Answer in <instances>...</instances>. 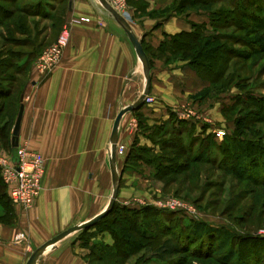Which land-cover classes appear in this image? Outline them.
<instances>
[{
  "label": "rangeland",
  "instance_id": "1",
  "mask_svg": "<svg viewBox=\"0 0 264 264\" xmlns=\"http://www.w3.org/2000/svg\"><path fill=\"white\" fill-rule=\"evenodd\" d=\"M70 1L0 0V83L6 86L5 90H10V95L0 98V151L7 159L11 155L9 147L20 97L30 86L32 76H38L39 55L55 43L65 27L70 35V20L75 17L67 19ZM112 2L117 6L123 3L128 21L134 20L127 0ZM234 4L240 5V13L233 8ZM210 10L216 13L207 24L205 37L216 38L214 45L223 47L229 55L222 53L224 62L217 69L218 83L213 84L203 98L220 104L223 119L214 131L222 129L224 136L213 138L207 152L203 151V160L189 163L188 172H179L178 168L175 172L174 165L187 162V156L175 154L170 145L162 147L161 143L170 137L166 130L161 132L166 120L148 121L144 109H149L148 105L153 103L148 94L151 100H146L138 112L125 117L124 132L129 134L130 143L116 149L123 178L116 201L117 211L100 225L70 236L79 242L78 247L91 264H221L215 237H204L197 242L190 238L188 229L193 221L231 231L235 235V249L240 251L237 264H264V0H215ZM145 46L151 62L161 59L166 63L157 47ZM168 58V63L174 62L171 56ZM207 69L203 67L202 72ZM141 92L137 91L139 96ZM251 98L260 100L258 109L251 104ZM168 127L177 126L170 123ZM236 128L243 132L236 140L246 141L250 153L234 160L232 152L235 151L227 138L235 135ZM186 129L198 136L193 143L195 153L209 133L204 128ZM225 145L230 146L231 151L222 152L221 147ZM131 147L134 149L128 159ZM105 150L109 153V144ZM206 159L214 165L206 163ZM161 163L166 166L157 178V167ZM221 166L224 170L218 168ZM169 179L173 182L165 184ZM3 190L6 196L7 185ZM110 197L107 195L106 205ZM2 203L0 223H9L10 213L15 214L14 221L8 225L16 223L17 213H28L35 204L23 208L5 198ZM94 205L89 202L90 216L103 210L94 211ZM123 215L133 217L132 223ZM134 225L135 229L146 232L147 237L139 238ZM153 235L158 239L150 242ZM169 237L179 245L181 254L163 260L156 250L158 244ZM116 239L122 242L120 247L114 248ZM144 243H147L145 247ZM129 251L133 252L128 254Z\"/></svg>",
  "mask_w": 264,
  "mask_h": 264
},
{
  "label": "crops",
  "instance_id": "2",
  "mask_svg": "<svg viewBox=\"0 0 264 264\" xmlns=\"http://www.w3.org/2000/svg\"><path fill=\"white\" fill-rule=\"evenodd\" d=\"M70 2L67 19L75 16L89 21L70 26L69 43L58 64L44 77L34 74L22 94L19 144L42 154L46 173L32 209L17 213L14 225L0 223V264H26L36 248L93 218L96 214L88 213L90 201L96 212L106 207L112 177L111 150L106 153L105 147L111 148L116 115L133 104L140 94L137 91L144 88L141 61L118 21L98 0ZM127 2L134 19L127 21L144 45L158 47L166 35L189 32L193 24H209V13L202 10L165 13L174 0ZM150 67L153 103L144 109L148 121L167 120L174 114L197 131L213 132L223 119L220 104L195 97L210 82L183 61L152 59ZM131 113L122 117L117 148L130 143L124 120ZM119 166L116 155L120 173ZM20 234L23 238L16 241ZM70 236L49 247L35 264H91Z\"/></svg>",
  "mask_w": 264,
  "mask_h": 264
},
{
  "label": "trees",
  "instance_id": "3",
  "mask_svg": "<svg viewBox=\"0 0 264 264\" xmlns=\"http://www.w3.org/2000/svg\"><path fill=\"white\" fill-rule=\"evenodd\" d=\"M215 4V0H174V3L170 9H166L164 12L165 13H171L173 11L179 12V13H185V11L189 10H203L205 12L209 13V21H211V18L213 16V13L215 14L216 11H211V5ZM234 9H237V11L240 13L242 10L240 8V5L234 4L233 5ZM213 20V18H212ZM206 24H193L192 25V30L189 32L182 31L173 35H166L165 38L160 42L159 46L156 48L157 52L159 53L160 56L165 57L166 63L170 62V59L168 58L169 56L172 57V62L178 60V61H183L186 62V64L193 69L202 79L207 80L210 82V87L213 84L218 83L216 76H219L220 73L217 71L219 68V64L221 62L223 63L224 61L222 60V53L225 52L226 56L229 55L228 52L223 49V47H220L219 45H214L216 42V38L214 37H205V31H206ZM9 30V28H8ZM10 32V31H9ZM143 48L148 54L146 46L142 43ZM225 50V51H224ZM230 52V51H229ZM149 56V54H148ZM180 56V57H179ZM185 58H188V60H185ZM150 61V66H151V60ZM208 68L207 71L202 72V68ZM21 74V73H20ZM209 87V88H210ZM6 86L2 85L0 83V98H5L6 96L10 95V90H5ZM209 88L204 89L203 91L197 93L195 96H200L203 97L208 94ZM260 100L251 98V104L255 106V108H259ZM139 108L134 110V112H138ZM170 123H175L177 127H173L169 129L168 124ZM186 128H191V130H194L195 128L192 125H188L187 122L177 120L175 115L172 114L162 125L161 132H164L165 130L168 132L167 135L168 139H165L164 142H162V147H165L167 145H170V149L175 152V154L182 155V156H187V162L184 163H176L174 166L176 167L174 170L175 172L177 171V168L179 169V172H188L190 170L189 163H198L201 162L204 158L203 151L207 152L208 147L212 145L213 138H215L214 133H209L203 139L201 140V144L199 146V149L193 153L194 151V141L195 139L198 138V136L193 135V131H189L190 129ZM238 128V127H237ZM236 128V131H234V136L232 138L228 137L227 140L230 142L231 149L235 152H232L233 159L236 160L237 156H240L241 154H249L250 150L247 149L248 143L245 142H239L237 139V136H240L243 134L239 129ZM243 145V146H242ZM230 146L225 145L221 147V151L224 153H227L230 150ZM248 148H251L248 146ZM10 151L12 152V147H11V142H10ZM134 147H131L129 154H128V159L132 155ZM259 152V151H257ZM193 154V156H192ZM166 162L172 163V160L166 159ZM206 163H209L211 165H214L210 159L205 160ZM166 166V163L164 164H159L157 167V175L156 177L158 178L160 174L162 173V168ZM232 166V165H231ZM219 169H223V167H218ZM233 168V167H232ZM166 169H169V167H166ZM224 170V169H223ZM0 178H1V183H0V203L4 201V198L7 199L8 201L11 202L8 194L6 193V196L4 194L3 187H6V184L3 181V178L1 176V171H0ZM172 179L166 181L165 184H170L172 183ZM3 204V203H2ZM8 206V204H5ZM118 207L117 204L115 203L114 208L112 209L111 212H109L105 217H103L101 220H99L95 225H100L103 223L109 216L114 214L115 211H117ZM11 219L8 221L9 223L12 224L14 221V213H10ZM122 215V213H120ZM124 218L132 223V218L131 216L128 217V215H123ZM5 224H9L7 222H3ZM135 223V221H134ZM93 225V226H95ZM134 232L139 235V238H145L147 237L146 232L139 231L134 225ZM89 228L84 229L82 231L85 232L89 230ZM188 233L190 238H192L194 241H199L204 237H215L216 241V247L217 251L220 253L219 254V260L221 264H237V260L240 258V251L239 249H235V235L227 230V229H218L211 227L208 223L203 222V221H193L191 225L189 226ZM135 240V238H133ZM158 237L156 235L150 236V242H153V240H157ZM252 239H258L260 238H252ZM117 240V239H116ZM264 240V239H262ZM138 240H136L137 242ZM120 242L122 241H116L114 243V248L120 247ZM139 242V241H138ZM147 244V243H146ZM144 245V247L146 246ZM157 254L163 259L167 260L168 258L171 259V257H175L176 255H180L181 248L177 243L174 242V240L169 237L163 239L157 247ZM133 252V251H132ZM128 252V254L132 253ZM99 260V258H98ZM102 260V259H100Z\"/></svg>",
  "mask_w": 264,
  "mask_h": 264
},
{
  "label": "built area",
  "instance_id": "4",
  "mask_svg": "<svg viewBox=\"0 0 264 264\" xmlns=\"http://www.w3.org/2000/svg\"><path fill=\"white\" fill-rule=\"evenodd\" d=\"M106 1L117 13L128 20L123 10V3L117 6L112 0ZM88 21L89 19L86 17H73L70 20V24H79ZM69 39V30L65 27L55 43L42 51L36 61V70L39 76L44 77L58 64L63 50L69 43ZM146 100L150 101L151 99L147 96L145 101ZM224 133L222 129L214 131V135L217 138L224 136ZM17 157L18 162L14 163L12 161V155L7 159L0 151L1 176L8 187V196L11 202L16 206L29 208L35 203L42 190V181L46 172L45 159L41 153L32 151L21 144H19L17 148ZM173 205L175 206L178 204ZM22 238L23 236L20 234L16 237V241H20Z\"/></svg>",
  "mask_w": 264,
  "mask_h": 264
},
{
  "label": "water",
  "instance_id": "5",
  "mask_svg": "<svg viewBox=\"0 0 264 264\" xmlns=\"http://www.w3.org/2000/svg\"><path fill=\"white\" fill-rule=\"evenodd\" d=\"M99 3L104 7L110 15H112L118 23L121 25L123 28L126 36L128 37L131 45L133 46L136 55L141 61L142 67H143V73H144V88L141 93V95L137 98V100L126 107H123L118 114L115 117L111 135H110V141H111V155L109 159L110 163V172H111V177H112V194L109 199L108 204L106 207L97 215H95L93 218L90 220H87L85 222H82L80 224L74 225L65 231L59 233L58 235L54 236L38 248H36L30 257L27 260L26 264H35L38 257L43 254L44 251H46L49 247L54 246L58 241L62 240L63 238L69 236L70 234L81 231L84 229H87L89 227H92L95 225L99 220H101L103 217H105L109 212L112 211V209L115 206V203L118 198V193H119V187H120V173L117 170L116 167V149H117V142H118V130L120 126V122L122 120V117L128 113V112H133L134 110L140 108L144 102L146 97L149 94L150 91V85H151V76H150V63L148 56L143 48L142 41L136 37L134 32L132 31L130 24L128 21L122 17L119 13H117L106 0H98ZM23 95L20 97V106L19 110L15 119V123L13 126L12 130V136H11V147H12V161L14 163L18 162V157H17V148L19 145V134H20V127H21V122H22V117H23V111H24V105H23Z\"/></svg>",
  "mask_w": 264,
  "mask_h": 264
}]
</instances>
